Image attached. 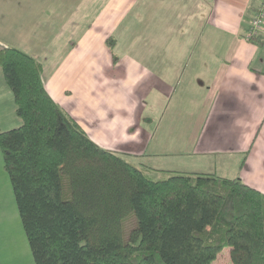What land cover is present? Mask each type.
<instances>
[{
    "label": "trees",
    "instance_id": "16d2710c",
    "mask_svg": "<svg viewBox=\"0 0 264 264\" xmlns=\"http://www.w3.org/2000/svg\"><path fill=\"white\" fill-rule=\"evenodd\" d=\"M0 67L21 119L0 130V150L35 264H212L226 246L234 264H264L263 191L239 176L137 165L53 98L33 54L1 47Z\"/></svg>",
    "mask_w": 264,
    "mask_h": 264
},
{
    "label": "rangeland",
    "instance_id": "374dc122",
    "mask_svg": "<svg viewBox=\"0 0 264 264\" xmlns=\"http://www.w3.org/2000/svg\"><path fill=\"white\" fill-rule=\"evenodd\" d=\"M44 1L46 0H0V32L2 34L0 48L16 46L32 53L45 64V76L50 75V72H53L60 63L61 66L55 69L57 72L52 77L54 79L52 83L56 85L59 92L55 97L57 100L61 99L60 103L56 101L79 120L99 146L114 151L137 165L146 163L167 168L195 169V166L181 162L180 157L189 156L171 154L168 151L164 154L157 151L155 141L143 148V151L140 146H131L134 143V136L138 138L136 139L138 143L142 139L139 137L146 134L142 132L143 126L150 130L149 135L154 133V130H151L150 121L145 122L143 119L145 116L153 117L155 122H161L167 115L168 109L157 101L162 99L169 102L167 96L170 89L165 88V91H159L160 93L156 92L153 95L150 92H140L137 84L139 80L136 81L134 72H128L131 63H134L133 66L136 62L139 63L138 58H143V63L146 65L151 63L150 57L169 59L174 54L184 56L190 53L188 45L181 50L175 38L184 37L193 40L199 32V28H196L198 21H189L190 26H187V21H182V17H186L188 13L189 0L184 6H181L178 0L165 3L156 1L153 7L158 5L160 9L155 8L157 10L155 12L150 8L155 0H136L138 2L135 1L130 12H127L129 17L126 26L120 27L114 25L119 17L118 13L100 12L98 7L95 8L99 1L102 5L103 0H97L96 6H89L96 9L93 12L86 11L88 0H75V4L65 3L57 8L54 7L55 4L42 5ZM173 1L175 3L171 6ZM79 2L82 3L77 9L75 6ZM179 17H181L180 22H177ZM130 21L141 25H138V29L135 30L130 25ZM90 22L93 26L88 31L87 24ZM5 25L7 26L3 27ZM108 31L116 38L117 46L113 51L102 39ZM90 38L93 40L91 41ZM225 51L226 45L217 51L216 58L220 59ZM115 56L124 60L123 63L127 67L121 66ZM173 62L181 67L184 61ZM217 62L213 61L212 64ZM59 69L62 70L61 74ZM188 69L190 72L185 76L188 80H185L182 88L184 97L176 94L179 96L177 104L182 103L180 105L184 109L187 107L184 101L188 99L189 93L195 94L189 81L197 79L194 75L198 73V69L202 70L200 64L197 68L190 66ZM0 70L2 71L1 67ZM67 90L69 93L72 92L71 95L65 94ZM87 98L89 100L86 101ZM207 106L209 103L202 101L199 103L200 111H197L195 116L198 123L202 120ZM176 124L179 125L178 119ZM17 125L9 124V127ZM160 127L161 135H163L170 130L175 132L182 128L186 129L188 125L182 127L167 123ZM186 160L188 159L184 161ZM1 170L4 172V169L1 168ZM5 173L7 174L6 171ZM151 175L161 177L162 173L152 171ZM228 175L235 177L233 174ZM2 186L0 185V197L3 198L5 196ZM14 202L16 204L15 199ZM2 205L4 202H1ZM16 217L15 222L11 218V220L4 218L6 222L3 236H0V244L7 243L8 251L0 254V264H35L19 211L16 212ZM212 264H234L231 248L226 246Z\"/></svg>",
    "mask_w": 264,
    "mask_h": 264
},
{
    "label": "crops",
    "instance_id": "0c3cea01",
    "mask_svg": "<svg viewBox=\"0 0 264 264\" xmlns=\"http://www.w3.org/2000/svg\"><path fill=\"white\" fill-rule=\"evenodd\" d=\"M135 1L103 0L102 5L99 1L96 6L97 0H88L86 5H88V8L95 5V8L98 7L100 12L118 13L119 17L114 25L120 27L121 25L126 26L129 17L127 12H130V8ZM156 1L165 3L171 0H155L154 4L150 5L151 10L154 12L157 11L155 8H158V5L153 7V5H156ZM187 1L178 0L181 6H184ZM263 1L189 0L190 5L187 8L186 17L180 16L182 21H187V26H190V22L198 21L196 28H199V32L193 40L184 37L175 38L179 42L181 50L188 45L190 53H186L184 56L174 54L169 59L150 57L149 61L151 63L146 65L143 63V58H138L139 63L136 62L134 66V63H131L128 72H134L136 81L139 80L137 84L140 92H150L153 95L156 92L165 91V88L170 89L167 96L169 102L162 99L157 101L161 102L162 105L164 104L168 109L167 115L164 116L161 122H155L153 117L145 116L143 119L145 122L150 121L152 124L150 126L153 127H151V130H154V133L149 135L150 130L143 126L142 132L146 134L139 137V139H142L138 143L136 142L138 138L134 136V143L131 146H140L143 151V148L155 141L157 151L164 152V154L169 152L189 156L179 157L181 162H185V165L195 166V169H176L155 164H143L157 169L215 172L228 177H230L228 174H233L264 192V40L262 44L258 45L247 38L251 19L255 16ZM75 2V0H61L60 2L46 0L42 2V5L52 6L55 4L54 7L57 8L62 4L69 3L70 5L75 4ZM81 3L79 2L75 7L79 9ZM174 3L175 1L171 6ZM88 8H86L87 12L96 10L94 7ZM181 17L177 18V22H180ZM130 23L135 30L138 29V25H141L140 23H133V21H130ZM170 24L172 25V23ZM87 25V29L90 31L93 23L90 22ZM0 35H2L1 32ZM262 35L264 37V32ZM110 36L111 34L108 31L102 37L107 46H109L107 40ZM224 45H226V51L220 59H217V51ZM117 59L121 66L127 67L123 63L124 60L118 57ZM173 61H184L185 63L183 62L180 67ZM213 61L218 62L212 64ZM198 64H200L202 70L198 69V73L194 75L197 79L189 81L195 94L191 95L189 93L188 99L184 101L187 104L186 109L181 108L182 103H180L181 105L177 104L179 96L176 94H180L182 98L184 97L182 88L185 80H188L185 78L186 74L190 72L188 68L190 66L197 68ZM43 65L45 85L53 98L57 100L55 95L59 92L56 85L52 83L54 80L52 77L57 72L55 69L60 67L61 64L59 63L48 76H45L46 66L44 63ZM97 69L99 73V68ZM58 71L60 74L62 73V70L59 69ZM97 91L99 92V90ZM71 93H69V90L65 91L67 96ZM190 97L192 98L190 99ZM60 100L57 101L60 103ZM201 101L209 103V106L206 107L203 118L198 123L195 116L197 111H200L199 103ZM184 103L183 105L186 106ZM164 119L167 121L164 122ZM177 119L179 125L176 124ZM14 123L20 125L21 120L19 121L16 114L14 94L6 83L3 71L0 70V130L11 129L13 127H9V124ZM167 123L182 127L188 125V127L186 129L181 127V130H175V132H170V130V133L164 132L161 135L160 126ZM83 128L85 129V127ZM88 134L90 135V133ZM185 159L188 160L184 161ZM1 168L4 169L0 150ZM0 185H3L2 189L5 196L0 197V236H3L2 232L6 222L4 218L12 219L15 222L17 220L16 212L18 211V207L14 202L12 185L5 169L4 172L3 170L0 171ZM1 202H4V205L1 206ZM7 246V243L5 245L0 244V254L8 251Z\"/></svg>",
    "mask_w": 264,
    "mask_h": 264
},
{
    "label": "built area",
    "instance_id": "2783aa9c",
    "mask_svg": "<svg viewBox=\"0 0 264 264\" xmlns=\"http://www.w3.org/2000/svg\"><path fill=\"white\" fill-rule=\"evenodd\" d=\"M264 32V1L258 7L255 16L251 19L250 28L248 32L249 36L262 34Z\"/></svg>",
    "mask_w": 264,
    "mask_h": 264
}]
</instances>
